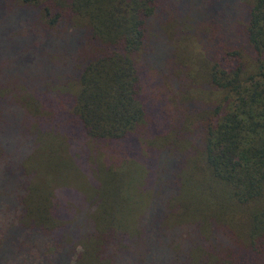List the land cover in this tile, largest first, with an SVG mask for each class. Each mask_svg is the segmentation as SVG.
I'll return each instance as SVG.
<instances>
[{"label": "trees", "instance_id": "trees-1", "mask_svg": "<svg viewBox=\"0 0 264 264\" xmlns=\"http://www.w3.org/2000/svg\"><path fill=\"white\" fill-rule=\"evenodd\" d=\"M4 3L11 15L3 30L13 60H18L12 62L15 68L21 62L24 74L23 68L40 59L49 64L40 66L41 79L32 88L30 77L22 76L17 84L14 77L21 74L6 72L14 78L13 87L1 82L0 106L7 102L24 108L25 114H9L29 130L36 123L31 131L38 138L41 162L58 171L67 169L73 178L74 165L58 133L74 130L95 142V153L103 143L107 162L117 152L124 160L136 140L164 130L162 114L149 99L159 75L181 82L178 90L190 82L207 94L197 102L194 135L201 151L195 149L196 161L188 156L186 163L181 153H174L167 162L168 167L182 166L177 171L182 183L177 175L169 176L171 193L164 204L171 200L179 205L171 220L177 219L173 228L186 239H146L144 245L124 239L129 229L124 206L129 200L122 192L103 188L120 175L109 166L96 169L92 183L97 181L100 190L98 211L92 223L75 234L56 217L58 201L23 177L0 201V239H13V246L28 239L30 252L7 264H205L209 258L213 264L258 263L255 254L264 242L251 237L255 229L264 230V0H0V7ZM173 18L178 23L173 24L170 42ZM178 37L182 39L176 41ZM15 41L23 49L17 51ZM180 42H185L183 52ZM172 47L177 48L175 54ZM181 61L189 64L184 66L190 68V81L172 75L174 63ZM155 71L159 75L150 76ZM12 128L15 138L21 131L16 123ZM2 152L0 148V159ZM13 168L6 172L13 174ZM182 186L200 194L199 207L210 218L203 231L195 230L192 236L189 229L182 230L185 194L182 202L175 200ZM210 204L217 205L215 210ZM233 205L257 207L249 211L255 224L244 231V245L220 221ZM192 247L202 253L194 263L188 254Z\"/></svg>", "mask_w": 264, "mask_h": 264}, {"label": "rangeland", "instance_id": "rangeland-1", "mask_svg": "<svg viewBox=\"0 0 264 264\" xmlns=\"http://www.w3.org/2000/svg\"><path fill=\"white\" fill-rule=\"evenodd\" d=\"M10 15V7L5 3L1 4L0 86L1 82H4L9 88L13 87L11 84V82H13L12 79L15 78L18 84L23 76L30 77V88H32L33 86L35 87L38 80L41 79L42 73L40 71V66L48 65L49 62L45 64L44 61L40 59L37 63L34 62L33 65H30L29 69L23 68L25 76L20 73L22 72L20 67L21 62L18 68H15L12 62L18 60L17 58L13 60L14 57L10 51L11 43L9 44L7 40L8 36L5 35L6 31L3 30V25L7 22ZM171 20H169L170 26H168L167 34L170 42H172L170 33L173 32L174 25L178 23L175 18ZM15 22L16 25L22 23V21ZM23 32L24 31H22L21 34ZM35 32L37 33V31ZM184 32L185 29L182 28V35L186 37ZM14 37L15 36L12 35V38ZM180 39L182 38L178 37L176 41ZM162 41L164 44L165 41ZM193 42L194 40H192V43ZM15 43L17 51L20 48L23 49L22 45H19L17 41H15ZM179 45L182 47L180 52H183L185 42H180ZM176 49V47L175 49L172 47L174 54L176 53ZM53 55L54 54H50L49 57H53ZM163 64L166 66L170 65H167L166 62ZM184 65L189 64L182 63V61L181 63H174L173 77L174 75H180L187 80L190 68ZM163 70L166 71L165 68H163ZM6 72H17V74H21V76L12 78L8 76ZM155 73L159 75V72L155 71L152 72L150 76H153ZM191 75L193 74L191 73ZM159 77L158 82H155L153 85L154 96L149 97V99L150 103L152 102L153 105L158 107V111L162 114V119L165 122V124H162V129L164 128V130H160L159 134H152L147 137L144 136L143 138L140 137L136 140L133 144V148L130 150L132 153L129 152L125 154L127 157L126 159L123 160L121 158V153L117 152L116 154L111 153V160L107 162L106 156L101 153L104 148L101 147L103 143H100L101 152L95 153L93 152V148L97 146L93 140L84 138L74 130H64L58 133L59 136H61L62 147L65 151L66 158H69L71 164L74 165L72 166V171L77 175V178L70 176L67 169L60 168L58 171L55 169L56 167H51L46 165V162H41L43 159L39 156L38 152V138L36 139L35 137L36 132L31 131V127L36 123L33 122L29 130L21 124L18 117H16V120L15 118L11 119L9 114L11 113L10 111L19 110L25 114V109L18 106L19 104L8 105L6 101V104L3 102L4 106H0V148L3 151L2 155L4 158L7 157V160L4 162V158L0 159V183L2 184L0 186V201L5 199L8 193L7 188L12 189L15 187L17 179L21 180V178L23 179V177H26V180L28 179L29 182L33 184H39L38 187L40 189L42 187L43 190L45 189L49 192L50 198L54 197V199L58 201L59 206H57L56 217L59 222H62V226L65 230L75 234L92 223L95 213L98 211L97 205L99 204V197L96 193L100 192L97 187L98 182L95 181L92 183V181L96 178L95 175L98 171L96 169L109 166L110 169H114L115 172L117 171L120 173V177L118 176L117 180L110 181L107 186L106 183H103L105 184L102 185L103 188L107 193L114 190L120 193L122 192V195L129 200V203L124 206L125 218L129 224L127 236H125L124 239L140 245H144L146 239H157L160 242H162V240L167 242L169 239H186V236H180L177 230L173 228V224L175 222L177 223V219H175L173 223L171 220V213L175 212L177 208L179 209V205H174L171 200L170 203L164 204L165 198L171 193L169 189L172 186V181L169 176L172 175L175 177V175H177L178 181H182L181 175L177 172L180 169L182 170V166L178 168L168 167V164L171 161L170 157H172L174 153H181L183 155L182 159L186 163L189 157H192V159L196 161V156L194 155L195 149L201 151V148L198 146L199 142L197 141V137L194 135V128L197 123L196 117L198 118L197 114L200 113L197 102L206 98L207 94H203L200 89L201 87H198L200 86L199 84L184 82L182 84L183 89L178 90L176 86L180 85L181 82L179 83L174 80L170 82L168 76L161 77L159 75ZM188 81H190L189 77ZM194 99L196 100L193 102ZM194 105L196 106L194 107ZM14 123H16L21 132L18 131L15 138H12L11 132L12 129L14 130L12 124ZM25 129L28 130V132ZM161 148L166 151L161 150ZM110 151L112 152V149H110ZM175 159H177V157ZM92 161L95 163L93 164ZM12 165L14 167L11 170L13 174L9 175L6 171L11 169ZM166 165L167 168H165ZM184 194V203L183 206H181L185 209V214H183L181 219V221H184L182 230L184 228L189 229L191 232L190 236H192L195 230L197 233L202 232L207 223H209L210 218H207V211L199 207L203 201L196 190H191L189 186H184V188L182 186L177 192L179 200H177L178 197L177 199L175 198V200L182 202ZM187 194H189L188 197L186 196ZM216 206L217 205L211 207L215 210ZM255 209H257V207L245 208L242 206L237 208V206L234 205L229 207L226 215L220 219V221L225 224L222 228H224V230L227 229L229 235H234L235 238L244 245L247 241L246 239H241V237L243 238V234H245L248 225L252 223L255 224L252 219L254 217L250 218L249 212ZM174 216L176 217V215ZM22 219L25 221V218ZM119 219H121V223L125 222L124 215L121 212ZM23 220L20 225L25 226L27 223L23 222ZM258 225L260 227L263 226L264 223L263 225L261 223ZM259 230L255 229L254 235L251 237L254 239L255 243H259V239L264 242V230L260 233ZM13 243V239H0V264H7L9 261L13 260V258H23L26 252H30L26 250L28 247V239L18 240L15 246H13ZM183 243L184 242H182V244ZM251 244L252 243H250V245ZM262 245L263 249L258 248L255 254L257 256L256 260H258L256 264H264V244L262 243ZM78 248L80 247L78 246ZM130 248H133L131 243ZM137 248L138 247H136V249ZM151 251L152 254L155 253L153 248ZM188 254L190 255L192 263L196 262L200 256H202L201 250L198 247H192L188 251ZM205 264H213V260L209 258L206 260Z\"/></svg>", "mask_w": 264, "mask_h": 264}]
</instances>
